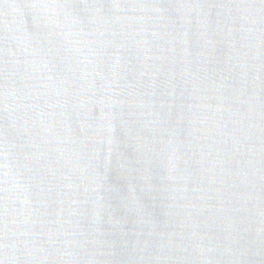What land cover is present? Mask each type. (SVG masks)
Instances as JSON below:
<instances>
[{
    "label": "water",
    "instance_id": "1",
    "mask_svg": "<svg viewBox=\"0 0 264 264\" xmlns=\"http://www.w3.org/2000/svg\"><path fill=\"white\" fill-rule=\"evenodd\" d=\"M0 264H264V0H0Z\"/></svg>",
    "mask_w": 264,
    "mask_h": 264
}]
</instances>
